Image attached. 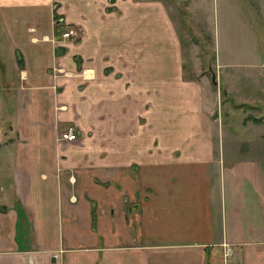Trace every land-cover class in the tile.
I'll return each instance as SVG.
<instances>
[{"label": "crops", "instance_id": "obj_1", "mask_svg": "<svg viewBox=\"0 0 264 264\" xmlns=\"http://www.w3.org/2000/svg\"><path fill=\"white\" fill-rule=\"evenodd\" d=\"M0 74L21 200L0 224L34 240L0 236V264H264V132L226 146L163 1L0 0Z\"/></svg>", "mask_w": 264, "mask_h": 264}, {"label": "rangeland", "instance_id": "obj_2", "mask_svg": "<svg viewBox=\"0 0 264 264\" xmlns=\"http://www.w3.org/2000/svg\"><path fill=\"white\" fill-rule=\"evenodd\" d=\"M161 1L169 9L180 37L184 75L203 80L212 89L213 118L223 129L226 146L234 149L238 143L233 134L240 138L239 150L249 146L246 139L264 132V124L254 128L251 124L258 123L247 119L249 115H264V0ZM4 60L7 67L12 68L7 56ZM213 74L216 83L212 81ZM242 104L253 108L246 109ZM17 109L14 93L0 95V124L7 133L12 129V133L3 138L7 143L18 139L9 123ZM247 154L248 151L243 150L240 155ZM10 168L0 174V205L18 211L21 200L14 191ZM7 221L0 224V236L7 239L17 229L19 243L33 244L32 238L22 240L24 232L18 230V224ZM29 225L26 223L24 228Z\"/></svg>", "mask_w": 264, "mask_h": 264}, {"label": "built area", "instance_id": "obj_3", "mask_svg": "<svg viewBox=\"0 0 264 264\" xmlns=\"http://www.w3.org/2000/svg\"><path fill=\"white\" fill-rule=\"evenodd\" d=\"M81 30L76 26H69L64 31H62L61 36L65 39L67 38H77L81 36ZM79 131L73 123H67L64 125L62 130L58 134V139L61 141H75L78 140ZM232 248L230 245H224V251L222 254L223 264H227L228 258L231 255Z\"/></svg>", "mask_w": 264, "mask_h": 264}, {"label": "trees", "instance_id": "obj_4", "mask_svg": "<svg viewBox=\"0 0 264 264\" xmlns=\"http://www.w3.org/2000/svg\"><path fill=\"white\" fill-rule=\"evenodd\" d=\"M242 106H244L246 109H250L253 108V106L249 105V104H242ZM247 119H251L254 122L260 123L264 121V115L261 117H256V116H247ZM0 211H7V207L4 205H0Z\"/></svg>", "mask_w": 264, "mask_h": 264}, {"label": "water", "instance_id": "obj_5", "mask_svg": "<svg viewBox=\"0 0 264 264\" xmlns=\"http://www.w3.org/2000/svg\"><path fill=\"white\" fill-rule=\"evenodd\" d=\"M211 78H212V81H213L214 83L217 82L216 79H215V74H213Z\"/></svg>", "mask_w": 264, "mask_h": 264}]
</instances>
